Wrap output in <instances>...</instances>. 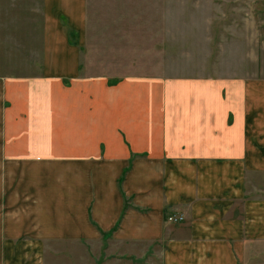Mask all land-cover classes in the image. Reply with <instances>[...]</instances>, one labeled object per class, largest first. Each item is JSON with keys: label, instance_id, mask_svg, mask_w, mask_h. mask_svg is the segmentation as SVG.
<instances>
[{"label": "crops", "instance_id": "1", "mask_svg": "<svg viewBox=\"0 0 264 264\" xmlns=\"http://www.w3.org/2000/svg\"><path fill=\"white\" fill-rule=\"evenodd\" d=\"M77 68L32 79L31 97L0 78L18 107L0 125V264H44L47 240L106 234L116 264H242L264 242V77L66 85Z\"/></svg>", "mask_w": 264, "mask_h": 264}, {"label": "rangeland", "instance_id": "2", "mask_svg": "<svg viewBox=\"0 0 264 264\" xmlns=\"http://www.w3.org/2000/svg\"><path fill=\"white\" fill-rule=\"evenodd\" d=\"M56 17L68 27L67 38ZM68 63L79 68L75 77L66 75V85L93 76L110 83L152 76L261 78L264 0H0V78L16 82L15 94L37 88L32 79H57L46 75ZM4 84L2 132L18 109L6 95L14 93L12 82ZM24 103L29 113L36 109ZM97 238L47 240L43 263L116 264L120 254L111 236ZM133 258L143 264V256ZM242 264H264V242L250 245Z\"/></svg>", "mask_w": 264, "mask_h": 264}, {"label": "built area", "instance_id": "3", "mask_svg": "<svg viewBox=\"0 0 264 264\" xmlns=\"http://www.w3.org/2000/svg\"><path fill=\"white\" fill-rule=\"evenodd\" d=\"M168 219L171 220V221H177V220H179V219H183V217L170 216V217H168Z\"/></svg>", "mask_w": 264, "mask_h": 264}]
</instances>
